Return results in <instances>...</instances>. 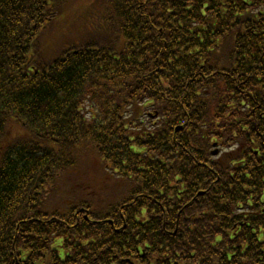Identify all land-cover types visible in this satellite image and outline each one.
Wrapping results in <instances>:
<instances>
[{"label":"trees","instance_id":"trees-1","mask_svg":"<svg viewBox=\"0 0 264 264\" xmlns=\"http://www.w3.org/2000/svg\"><path fill=\"white\" fill-rule=\"evenodd\" d=\"M75 2L0 0V264H264L263 8Z\"/></svg>","mask_w":264,"mask_h":264},{"label":"rangeland","instance_id":"rangeland-1","mask_svg":"<svg viewBox=\"0 0 264 264\" xmlns=\"http://www.w3.org/2000/svg\"><path fill=\"white\" fill-rule=\"evenodd\" d=\"M94 0L91 1H87V0H83V4L81 5V3L75 2L74 4H72L71 6H85L88 3V6H91V4L93 3ZM87 6V5H86ZM68 21V19H65L63 17H60L47 31L46 36L53 41V43H55V41H57L59 39V37L61 36V34L64 31H61L59 28L60 27H66V22ZM67 28V27H66ZM69 33V31H68ZM73 40V38H72Z\"/></svg>","mask_w":264,"mask_h":264},{"label":"water","instance_id":"water-1","mask_svg":"<svg viewBox=\"0 0 264 264\" xmlns=\"http://www.w3.org/2000/svg\"><path fill=\"white\" fill-rule=\"evenodd\" d=\"M215 153V152H214Z\"/></svg>","mask_w":264,"mask_h":264}]
</instances>
